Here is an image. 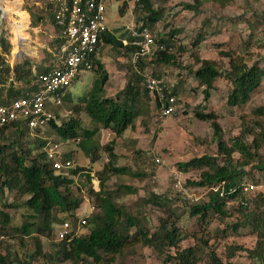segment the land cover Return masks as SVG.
<instances>
[{
	"label": "rangeland",
	"instance_id": "374dc122",
	"mask_svg": "<svg viewBox=\"0 0 264 264\" xmlns=\"http://www.w3.org/2000/svg\"><path fill=\"white\" fill-rule=\"evenodd\" d=\"M151 1L154 9L163 10L164 15L161 21L149 27L155 40L159 39V35L167 40L170 30L179 32L174 36V46L171 48L179 67L158 64L147 66L159 78L171 80L172 92L179 106L177 114L162 117L151 99L142 101V115L135 121L132 129L119 138H116L111 131L101 130L90 142L88 147L91 155L96 159L95 164H91L78 146L59 140L51 131L42 138L61 145V152L69 156L78 168L85 170L74 178V185L71 188L72 193L83 200L82 208L76 211L78 218L75 221L87 217L86 210L92 206L95 207L94 196L90 191L96 193V190L93 189V183L87 181L85 175L95 172L96 177L108 161L107 152L103 147L114 143L112 149L117 156L116 165L146 176L137 179L130 176L110 178L105 185V191L112 195L117 206L124 207L126 212L150 234L155 231L162 219L174 223L186 237L179 244L178 250L196 247L199 264H208L211 251L215 252L218 259L224 263L229 247L254 249L257 241L256 234L249 227H240L237 231L228 229L232 225L243 223L244 216L235 211L237 203L227 204L226 208L229 213L227 218L220 219L219 216L212 214L206 224L200 227L196 219L189 216L188 207L206 202L207 190L189 186V183L199 180L198 173L180 172L177 164L203 155L217 157L219 164L222 163L223 158L217 153L218 146L211 123L199 121L195 117L197 112L216 116L221 141L228 147L245 130H250L252 134L260 133L261 129L258 127L260 125L264 131V118L255 117L253 114L255 109L264 107V80L259 88L252 92L246 105L231 108L226 102L232 86L223 76V73L229 71L231 55L242 57L248 67L257 65L264 69V0H228L229 4L224 8L213 3L212 0H201L198 14L184 9L185 5H193V0ZM17 2L20 4L19 9L27 15L29 28L25 44L14 48L12 46V25L7 14L14 12ZM44 4V0H8L3 3V8L1 7L3 13L0 11V34L10 46L6 64L11 70L27 62L31 68L37 67L33 71L38 72V68H44L43 65L48 66L57 62L55 58L49 56L55 53V47L52 44L58 35L55 27L46 20L32 27L30 26V15L27 13L33 12L35 15ZM135 4L136 0H106L105 18L110 33L126 42L131 30L138 26V18L142 16L139 10L135 9ZM13 18L20 22L26 20L20 15H14ZM198 35H202L204 40L193 47ZM180 47L184 50L183 52H179ZM23 55L24 57L19 60ZM196 58L199 61L214 62L222 73V76L214 82V89L211 91L208 102L204 101L203 88L197 86L194 77L190 74V71L199 68V64L195 62ZM98 60L109 76L105 95L115 97L127 82L130 74V58L124 55L123 50H113L109 45L104 44ZM94 77L93 72H84L82 77L75 81L70 89L71 95L74 96L73 102L62 107L59 111V119L74 117L81 121L82 129L92 130V123L86 114L82 111L77 115L74 114L73 107L75 104L79 106L78 97L90 89ZM81 107L80 105L79 108ZM10 134L11 130L0 133V147L12 143L13 139H10ZM23 135L21 140L23 143L33 144L40 139L27 133ZM252 139L253 136L246 137L249 143ZM259 153L260 160L264 163V150L260 149ZM154 158H160L163 164L156 166L153 162ZM232 159L233 165L242 163L239 154H234ZM262 163L255 160L242 168L247 176L241 184L244 186L245 199L249 202V210L245 214L255 210L259 195L263 197L260 210H264V167L259 170ZM122 186L132 187L136 191L133 195L127 194L119 188ZM149 193L167 198L168 208L173 212V216L170 217L165 209L142 205V201L149 197ZM5 198L2 199L0 207L2 203H6L9 208L4 211L11 218V227H20L28 221L29 215L32 216V213L23 205L27 197L14 194V192L11 194L6 192ZM74 218L66 219L64 215H53L55 223L50 237L32 234L25 237L22 244L21 240H18L21 236L14 237L7 232L6 240L0 243V252L6 254L9 250L24 257L35 251L34 240L38 239L41 242L43 254L53 255L56 245L60 244L57 239L58 226L64 220H70L72 223ZM134 231V229L131 230V232ZM88 233V228H85L82 234L87 235ZM174 255V249H164L163 254H158L149 247L136 245L115 257L111 264H164L169 257L172 258ZM46 261L38 257L33 264H45ZM231 263L255 264L247 258L245 252L237 253ZM87 264L94 263L88 261ZM165 264H177V262L171 261Z\"/></svg>",
	"mask_w": 264,
	"mask_h": 264
},
{
	"label": "trees",
	"instance_id": "16d2710c",
	"mask_svg": "<svg viewBox=\"0 0 264 264\" xmlns=\"http://www.w3.org/2000/svg\"><path fill=\"white\" fill-rule=\"evenodd\" d=\"M193 5H185V10L193 11L198 14L201 0H193ZM213 3L224 8L229 3L228 0H212ZM45 3V0H44ZM125 6V4H124ZM135 9L139 10L141 17L138 18V24L148 28L154 26L164 17L163 10L154 9L151 0H136ZM31 18L30 26H37L39 22L46 20L51 25H55L49 7L44 4L38 12H27ZM55 27V26H54ZM253 28L255 26H252ZM56 32L58 29L55 27ZM179 32L171 31L167 35V40L159 35L157 44H162L166 49L173 48V38ZM204 37L198 35L193 47L199 45ZM54 45L57 48L60 40L55 39ZM123 40L116 38L108 33L103 37V44L109 45L113 50H123L124 55L131 58L136 49L131 44V37L127 40V45L123 46ZM10 46L3 35L0 34V85L7 86L6 100H13L25 96L28 89V83L34 75L31 73L29 63L15 67L13 70L6 64V56L9 54ZM184 50L180 47L179 52ZM55 53L52 56H54ZM199 68L190 71L198 87L203 88L204 101L208 102L211 91L214 89V82L222 76L216 64L211 61H199L196 58ZM53 64L38 68L37 73H46L53 68ZM151 64H158L171 67H179L174 54L165 52H156L150 59L142 58L136 65L130 63V74L127 78L125 87L118 92L115 97H106L105 88L109 80L107 71L98 61L92 72L95 74L90 89L81 97H78V104L73 107L74 114L80 111L84 112L92 123V130L82 129L80 120L74 117L59 119L50 122L48 131H51L61 141H72L79 139L78 147L83 151L91 164L96 159L91 155L88 145L101 130L111 131L116 138H119L128 130L134 127L135 121L142 115L143 104L149 98L148 93L141 86V77L137 70H143ZM13 75L11 76V73ZM224 77L230 82L232 89L227 98V106L231 108H240L246 105L250 100V95L261 85L264 80V69L257 65L248 67L242 57L232 56L229 59V71L223 73ZM21 84V87L17 86ZM3 89V88H2ZM5 99L2 102H5ZM74 96L70 92L63 97L62 106L73 102ZM255 117L264 118V107L253 111ZM58 117V115H57ZM195 117L202 122H209L214 131V139L218 146V154L222 156V165L219 164L217 157L203 155L193 157L187 162L177 164L180 172H196L199 180L191 182V187L204 188L207 190V201L200 204L190 205L188 207L189 216L195 218L199 226L206 224L212 214L225 219L229 216L227 204L237 203V213L244 216L243 223L232 225L228 229L237 231L240 227H249L256 234V244L252 250H244L241 247H229L226 256V262H222L210 252L208 264H233L231 260L237 253L245 252L247 258L255 264H264V210H260L263 204V197L258 196L255 210L245 214L249 210V202L245 199L244 186L242 180L247 173L242 170L243 167L250 165L255 160L262 163L260 149L264 150V131L262 126L260 133L244 131L238 138L234 139L231 146H227L221 141L219 127L216 123V116L213 114L195 113ZM259 124V122H257ZM11 130L9 135L12 143L0 147V203L5 198L6 192L9 194H19L26 196L24 207L32 213L28 216V221L20 227H11V218L4 210L9 208L6 203L0 207V236H5L10 232L14 237L21 236V244L25 237L35 234L40 237H50L55 223L53 215H64L66 219L74 218V213L82 204V198L72 193L71 188L74 181L65 179V177L56 176L43 153L40 152L45 141L38 139L33 144L23 143L27 130L21 124L15 123L10 127L0 130V133ZM46 133V135H47ZM247 136H253L252 141H246ZM112 145L103 147L108 155V162L98 173L100 180V191L94 196L96 213H93L87 220L88 235L80 236L67 240L68 237L56 245V251L53 255L43 254L41 242L36 239L35 251L20 257L16 253L7 250L6 254L0 252V264H33L36 258L42 257L47 260L45 264H87L88 261L94 264H111L114 258L121 255L124 251L136 245H142L153 249L158 254H163L164 249H174L175 255L168 258L165 263L174 261L177 264H199V256L196 247L178 250L179 244L186 237L180 229L167 219H162L155 231L150 234L148 230L141 227L138 221L126 212L124 207H119L112 198V195L105 191V185L112 177L130 176L131 178H145L140 173H133L128 168H120L116 165L117 156L113 153ZM239 154L242 159L241 164L233 165L232 156ZM70 159V157H66ZM262 170L264 163L260 165ZM84 170L77 168L71 174L73 176L80 174ZM89 182V175H85ZM127 194H134L132 187L122 186ZM6 199V198H5ZM168 199L164 196H158L149 193V197L142 201L144 206H153L169 213L173 212L168 208ZM32 221V222H30ZM134 229V232L131 230ZM1 243V242H0ZM207 246V243H204ZM164 263V264H165Z\"/></svg>",
	"mask_w": 264,
	"mask_h": 264
},
{
	"label": "built area",
	"instance_id": "2783aa9c",
	"mask_svg": "<svg viewBox=\"0 0 264 264\" xmlns=\"http://www.w3.org/2000/svg\"><path fill=\"white\" fill-rule=\"evenodd\" d=\"M45 5L49 7L54 26L58 29L56 38L60 45L55 48L54 55L57 64L46 73H35L25 96L6 100L7 86L0 85V130L18 123L32 137L42 135L48 123L55 120L51 109L62 104L63 97L84 72L94 69L104 45L103 37L110 31L105 18L106 0H45ZM130 36L136 49L130 61L132 65L167 50L162 44H157L150 30L140 23L131 30ZM123 45L126 46L127 42L123 41ZM137 72L141 86L159 107L161 116L175 114L178 105L171 80L159 78L149 67ZM43 153L51 169L58 174L75 168L72 161L64 159L61 145L57 143L48 140ZM156 164L160 166L163 163L157 159ZM80 225H85V222L81 221ZM69 228L68 223L63 224L59 240L64 238ZM3 241L5 237L0 236V242Z\"/></svg>",
	"mask_w": 264,
	"mask_h": 264
},
{
	"label": "clouds",
	"instance_id": "9594fccd",
	"mask_svg": "<svg viewBox=\"0 0 264 264\" xmlns=\"http://www.w3.org/2000/svg\"><path fill=\"white\" fill-rule=\"evenodd\" d=\"M109 33H110V31H109ZM131 37V36H130ZM123 43V42H122ZM124 46V45H123ZM101 52V51H100ZM165 53H167V54H172V49L171 48H168L166 51H165ZM100 55V54H99ZM98 59H99V57H98ZM98 59L96 60V61H98ZM91 73H92V71H91ZM81 78V77H80ZM143 88V87H142ZM71 89V88H70ZM70 91V90H69ZM68 91V92H69ZM67 92V93H68ZM147 92V91H146ZM148 93V92H147ZM174 94V93H173ZM149 95V94H148ZM176 97V96H175ZM149 99H151L152 100V102L154 103V105H155V107L156 108H158L159 109V107L155 104V102L153 101V99L149 96ZM63 100V99H62ZM178 102V101H177ZM62 104H63V101H62ZM62 104L60 105V106H58V107H55V108H52L51 110H52V113L54 114V117H55V120L54 121H51V122H55V121H57V118L60 116L59 115V111L62 109ZM177 105H178V103H177ZM178 110H179V106H178V109H177V112H178ZM160 111V110H159ZM177 112L175 113V114H173V115H176L177 114ZM57 115H58V117H57ZM172 116V115H171ZM170 117V116H169ZM50 125V122L48 123V125H47V127H46V130H45V132L42 134V135H40L41 137H39V135H36V136H34V138L35 137H38V138H40V139H42V140H44L45 141V143L48 141V140H45V138H42L43 136H45V134L47 133V131H48V126ZM27 134L28 135H30L29 133H28V130H27ZM63 142H65V143H73V144H75L76 146L78 145V143H79V139H75V140H72V141H63ZM45 145V144H44ZM43 148H44V146L42 147V149L40 150V152L41 153H43ZM64 152V151H63ZM62 153V152H61ZM43 155H44V153H43ZM62 156L64 157V159L65 160H68V161H72L73 163H74V161L73 160H71V159H67L66 157V155H64L63 153H62ZM45 157V156H44ZM46 159V158H45ZM160 160L161 162H162V160L160 159V158H154L153 159V162H154V164L157 166V164H156V160ZM47 162V161H46ZM108 162V161H107ZM47 163H49V162H47ZM96 163V162H95ZM94 163V164H95ZM163 163V162H162ZM74 165H75V168L73 169V170H70L68 173H64V174H58V173H56V172H54L53 170V172L55 173V175L56 176H61V177H65V179H69V180H73L74 181V178L76 177V176H78L79 174H77V175H75V176H73L71 173L73 172V171H75L78 167L76 166V164L74 163ZM51 166V165H50ZM84 170V169H83ZM83 172H85V170L83 171ZM82 173V172H81ZM80 173V174H81ZM86 175H89V177H90V180H89V182L91 181L92 183H93V189L94 190H96V193H98L99 191H100V180H99V178H98V174L96 175V177H95V172H92V173H87ZM82 206H83V200H82V204L80 205V207H79V211H80V209L82 208ZM77 211V210H76ZM94 211H95V209H94V206H92L89 210H86V216L87 217H85V218H83V219H77V221H75L76 220V218H78L77 216L78 215H76V212L74 213V222H72L71 223V221L70 220H64V221H62L61 223H60V225L58 226V231H57V239H58V235H59V233L62 231V227H63V224L64 223H68L69 224V230H68V232L66 233V235L64 236V238L63 239H58V241L59 242H62V241H64L67 237H68V239L67 240H70V239H73V238H77V237H80V236H86V235H83L82 233H83V231L85 230V228H87V220H88V218L94 213ZM81 221H84L85 222V225H80V222ZM78 226H80L79 228H78ZM89 231V230H88ZM88 235V234H87ZM3 236V235H2ZM5 237V236H4ZM5 240H6V237H5ZM4 242V241H3Z\"/></svg>",
	"mask_w": 264,
	"mask_h": 264
},
{
	"label": "bare ground",
	"instance_id": "6f19581e",
	"mask_svg": "<svg viewBox=\"0 0 264 264\" xmlns=\"http://www.w3.org/2000/svg\"><path fill=\"white\" fill-rule=\"evenodd\" d=\"M6 1L8 0H0V9L3 3ZM15 5H16V8L14 12L12 11L10 14H7V16L9 17V20L12 25V30H11L12 38H13L12 46L14 48H18L20 46H23L25 42L27 41L28 36L26 35V33L29 27H28V22H27L28 21L27 15H25V13L19 9L20 8L19 2H17ZM14 15H20V17L24 16L26 20L22 22L17 21L13 18Z\"/></svg>",
	"mask_w": 264,
	"mask_h": 264
},
{
	"label": "crops",
	"instance_id": "0c3cea01",
	"mask_svg": "<svg viewBox=\"0 0 264 264\" xmlns=\"http://www.w3.org/2000/svg\"><path fill=\"white\" fill-rule=\"evenodd\" d=\"M54 50H55V49H54ZM21 59H22V57H20L19 60H21ZM56 64H57V62H56L53 66H55ZM43 66L46 67V65H43ZM35 68H37V67H34V66H33V67L31 68L32 76L35 75V73H37V72L33 71V69H35ZM13 69H14V68H13ZM13 69H12V70H13ZM12 75H13V72L11 73V76H12ZM32 79H33V78H32ZM32 79L30 80V82L28 83V85L31 83ZM17 86H18V87H21V84H20V83H17ZM27 92H28V89L26 90V93H27ZM69 92H70V91H69ZM26 93H25V94H26Z\"/></svg>",
	"mask_w": 264,
	"mask_h": 264
},
{
	"label": "water",
	"instance_id": "95a60500",
	"mask_svg": "<svg viewBox=\"0 0 264 264\" xmlns=\"http://www.w3.org/2000/svg\"><path fill=\"white\" fill-rule=\"evenodd\" d=\"M0 11L3 13V11L0 9ZM21 57H24V55L23 56H21Z\"/></svg>",
	"mask_w": 264,
	"mask_h": 264
}]
</instances>
